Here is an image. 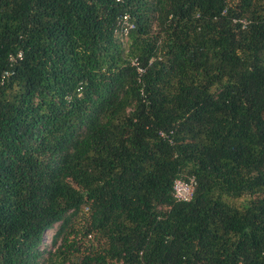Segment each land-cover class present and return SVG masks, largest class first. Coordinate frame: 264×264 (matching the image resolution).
<instances>
[{
	"label": "trees",
	"instance_id": "trees-1",
	"mask_svg": "<svg viewBox=\"0 0 264 264\" xmlns=\"http://www.w3.org/2000/svg\"><path fill=\"white\" fill-rule=\"evenodd\" d=\"M0 264H264V0H0Z\"/></svg>",
	"mask_w": 264,
	"mask_h": 264
},
{
	"label": "built area",
	"instance_id": "built-area-1",
	"mask_svg": "<svg viewBox=\"0 0 264 264\" xmlns=\"http://www.w3.org/2000/svg\"><path fill=\"white\" fill-rule=\"evenodd\" d=\"M242 24H245V20H240ZM118 26H119V35L123 38H126L128 36V33L130 30L134 28V24L131 21L129 15L124 14L119 17L118 19ZM19 58L21 57V53H18L17 55ZM10 60H14V58L11 56ZM132 65L137 68V71L139 73L143 72V69L139 67L137 60L132 61ZM5 75H7L5 73ZM194 186L195 181L193 178H189L188 180H183L181 178H177L174 180L172 185V193L173 197L177 201H189L192 198L193 192H194Z\"/></svg>",
	"mask_w": 264,
	"mask_h": 264
},
{
	"label": "rangeland",
	"instance_id": "rangeland-1",
	"mask_svg": "<svg viewBox=\"0 0 264 264\" xmlns=\"http://www.w3.org/2000/svg\"><path fill=\"white\" fill-rule=\"evenodd\" d=\"M84 211L80 212L79 215L76 218H74L75 220L73 221L72 225H73V228H75L76 230L80 227V225H82V223L85 221V219L88 216V214L85 213L86 211L85 212ZM51 232L52 231H49L47 233V236L45 237V245H47V246L49 245V237L51 235ZM76 241L78 243L81 242L83 245L81 247V249H84V248H87L89 246L91 240L89 241V237L87 239H85V238H82L81 236H79L78 238H76Z\"/></svg>",
	"mask_w": 264,
	"mask_h": 264
}]
</instances>
